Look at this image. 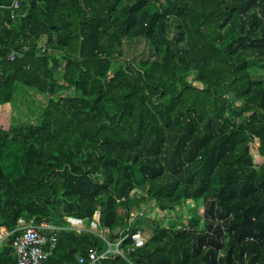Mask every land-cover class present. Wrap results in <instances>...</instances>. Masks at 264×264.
<instances>
[{
    "label": "trees",
    "instance_id": "trees-1",
    "mask_svg": "<svg viewBox=\"0 0 264 264\" xmlns=\"http://www.w3.org/2000/svg\"><path fill=\"white\" fill-rule=\"evenodd\" d=\"M14 1L0 0V226L63 227L45 264L108 249L68 229L97 211L125 257L95 264H264V0ZM140 41L149 56L126 58ZM31 92L40 120L14 123ZM190 202L171 228L165 212ZM144 215L156 228L129 251ZM12 240L0 264H16Z\"/></svg>",
    "mask_w": 264,
    "mask_h": 264
},
{
    "label": "built area",
    "instance_id": "built-area-1",
    "mask_svg": "<svg viewBox=\"0 0 264 264\" xmlns=\"http://www.w3.org/2000/svg\"><path fill=\"white\" fill-rule=\"evenodd\" d=\"M20 5V0H15L13 7ZM17 52L12 51L9 55L10 60L17 58ZM70 223L68 229L76 232L84 233V220L75 217H68ZM100 212L94 214L90 222L89 232L100 237L108 244V249L100 253L97 246L90 247L86 255H78L79 264H95L101 260L115 258V255L125 257V252L121 247V238L117 242L110 241L106 233L109 234V229H100ZM63 227L54 224L52 221L44 219L41 221L35 218L27 219L20 218L15 229L10 230L6 226H0V248L5 244L9 237H13L12 247L16 255V264H45V262L54 254L59 244V234ZM133 245L129 251H134L141 248L147 242L141 231L133 234Z\"/></svg>",
    "mask_w": 264,
    "mask_h": 264
},
{
    "label": "rangeland",
    "instance_id": "rangeland-1",
    "mask_svg": "<svg viewBox=\"0 0 264 264\" xmlns=\"http://www.w3.org/2000/svg\"><path fill=\"white\" fill-rule=\"evenodd\" d=\"M149 47H150L149 44L145 41L136 42L133 46H130V47L127 46L125 57L126 58L135 57L136 60H140L144 57H148ZM255 71H257V73H260L259 76L264 79V66L263 67L259 66L258 68H255ZM31 93L27 96H24L23 94H21L19 98L17 99V105L19 109H15L14 119H13L14 123H23V122L38 123V121L40 120L41 114L43 112L42 107L47 104V99L44 98L43 96L36 95L33 92ZM151 206H153V204H151ZM142 207H143L142 209L145 208L144 206ZM193 208H194V205L192 202H190L189 205H186L175 211H166L164 214L165 220L167 221V223L170 225L171 228L183 229L187 227L191 222L190 213ZM199 210H200V213L203 214V209H199ZM149 211H150V208L146 210V212L148 213ZM137 214L139 213L136 211V208H134L131 214L132 216L131 220H133L137 216ZM139 222H140L139 225H142L141 226L142 228L139 231H141L143 236L148 240L152 235V231L156 228V225H152L150 228L149 219L145 215L144 217L139 219ZM85 228L86 230H89L90 228L86 224V222H85ZM86 230L85 232H89ZM105 235L110 241L113 242V240L110 238V235L108 233H106Z\"/></svg>",
    "mask_w": 264,
    "mask_h": 264
},
{
    "label": "clouds",
    "instance_id": "clouds-1",
    "mask_svg": "<svg viewBox=\"0 0 264 264\" xmlns=\"http://www.w3.org/2000/svg\"><path fill=\"white\" fill-rule=\"evenodd\" d=\"M85 223V222H84Z\"/></svg>",
    "mask_w": 264,
    "mask_h": 264
}]
</instances>
